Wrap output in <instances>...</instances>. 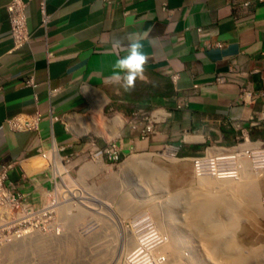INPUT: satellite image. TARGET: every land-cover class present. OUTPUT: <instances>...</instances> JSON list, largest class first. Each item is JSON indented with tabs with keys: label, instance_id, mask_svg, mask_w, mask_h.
Here are the masks:
<instances>
[{
	"label": "crops",
	"instance_id": "obj_1",
	"mask_svg": "<svg viewBox=\"0 0 264 264\" xmlns=\"http://www.w3.org/2000/svg\"><path fill=\"white\" fill-rule=\"evenodd\" d=\"M9 1L0 0V163L17 161L11 180L47 165L39 147L48 149L53 141L77 147L78 138L86 140L80 133L95 127L97 115L107 120L105 106L123 120L116 140L126 159L169 144L187 152L215 140L228 146L234 138L231 120L264 111L262 2L44 0L45 24L40 0H27L29 42L14 50ZM138 37L147 62L143 77L125 92L107 81L114 61ZM31 75L35 87L24 82ZM218 76L225 80L217 82ZM244 86L258 95L253 104L239 101ZM139 112L154 117V132L145 138L126 122ZM17 115H37L38 129H11L7 120ZM118 116L106 122L110 130ZM187 133L196 146H186ZM252 133L264 137V129Z\"/></svg>",
	"mask_w": 264,
	"mask_h": 264
},
{
	"label": "built area",
	"instance_id": "obj_2",
	"mask_svg": "<svg viewBox=\"0 0 264 264\" xmlns=\"http://www.w3.org/2000/svg\"><path fill=\"white\" fill-rule=\"evenodd\" d=\"M257 1L264 3V0ZM248 4L244 2L243 6ZM39 7L46 24L48 16L45 15L44 0H40ZM5 8L13 49L17 50L30 38L27 0H10ZM177 77L173 75L172 80L176 81ZM224 80V76L216 77L217 82ZM24 82L36 86L32 75ZM260 94L264 96V87ZM257 97L246 86L241 87L238 94L243 104H253ZM38 119L37 115H17L9 118L7 124L13 130H37ZM126 122L132 129H138L142 138L154 132L151 112H139ZM229 126L234 131L230 145L215 140L201 154L189 157L195 179L239 180L246 174L264 178V137L252 135L256 129H264V111L253 110L246 120H231ZM187 137H193V134H184L185 140ZM77 140V147H73V143L58 145L55 141L48 149L39 147V156L47 165L35 173L23 172L15 181L10 179V172L17 161L0 163V264H7L6 250L14 243L35 236H63L67 230L66 211L74 210L76 218H81L84 212L92 218L105 215V209L111 207L96 193V183L99 177L111 180L120 170L125 157L121 145L116 138L104 139L103 143L97 136ZM188 142L196 146L194 140ZM105 216L112 220L110 213ZM93 226L90 224L83 229L92 230ZM122 228L129 233L123 238L134 237V245L127 251L128 264H167V256L161 251L166 238L146 213L140 214L133 222L125 224L123 221Z\"/></svg>",
	"mask_w": 264,
	"mask_h": 264
},
{
	"label": "rangeland",
	"instance_id": "obj_3",
	"mask_svg": "<svg viewBox=\"0 0 264 264\" xmlns=\"http://www.w3.org/2000/svg\"><path fill=\"white\" fill-rule=\"evenodd\" d=\"M103 113L108 120H105V126L107 128L109 125H106V122L109 123V120L117 116V113L110 110L107 106L103 108ZM90 114L91 113H88L86 117H90ZM91 128L92 129L88 131L84 129L80 134L87 138L89 136H97L101 143L102 138H105L104 135L97 127ZM93 129H95L97 133ZM104 131H106L105 128ZM121 132L122 130L114 138L118 139ZM71 133L73 134V132ZM185 144L188 148H192V145L187 140ZM205 147L196 146L190 154H183L187 151H182L180 148L169 144L160 150L146 152L151 155V158L158 166L167 169L169 174L165 173V170L162 168L159 170L148 167L140 171H138L139 169H129L126 171L122 169V164L125 163L130 156H127V159L124 157L120 170L113 175L119 176L118 179L112 176V179L108 181L103 177H99L100 179L98 183H96L97 188L101 185L104 187V190L100 191L102 197L106 199L109 198L111 200L110 204L114 208V211L111 212L112 220L105 215H101L103 217L102 219H105V229L102 231V234L98 231L100 235L97 236L96 234L98 232H95L100 228L97 227L100 224L92 230L89 228L86 232L82 229H86L87 226H90L91 223L88 224L91 218L90 214H86L81 218L75 217V220L72 219V223H68L71 224L70 227H68L70 228L68 232L72 229L70 233L73 232L72 234H75V236L78 232L84 237L93 235L95 238L82 244H76L74 242L73 244H76V246L72 248H68L69 245H64L63 243L58 250L55 247L49 249L47 247L48 241L46 245H43L45 246L44 248L48 250H43L39 243L37 244L41 248H37L31 244L27 252L16 254V264L17 262L18 264H52L54 261L56 264H81L79 263L81 260H83L81 261L83 264H128L127 251L134 245V237L129 236L127 239L123 238L125 233H127V235L129 233L122 228V224L123 221L125 224L133 222L134 219L142 213H146L148 217L156 223L159 231L163 233L164 236L166 234V241L168 239V233L173 234L176 238L178 237L180 244L179 250L181 252H178L175 259H180L182 262L181 264H225L227 258L224 255L223 257L221 253H217V251H212V243L203 237L204 232L201 234L199 230H193L191 228L190 223L186 220L190 214L185 204L189 203V201H194L191 191H195V194L196 192H202L204 194L205 191H210L214 194H228L229 191L235 193V186L245 183L247 184L246 194H248L245 201L246 203H250L241 205L239 210L235 206H230L228 200H224L214 209L215 212H217L215 216L222 219H226L228 216L236 217L238 222L234 230L236 245H241V252L243 250L245 254L243 252L242 254H244V256L249 255L247 256L249 260L248 264H264V178L258 179L246 174L239 180H224L228 182V187L231 189L222 188V180L211 178L195 179L192 173V162L189 157L201 154ZM168 152L173 154L177 159L176 162L170 161L169 157L166 156ZM134 154L140 155L142 153ZM152 172H158L157 174L164 179H161L159 183L147 178L148 175V177H151L150 175ZM140 174L145 178L142 179ZM158 179L160 178L158 177ZM111 181H113L112 183H117V189L109 187V185H112L109 184ZM208 197L207 195V199ZM172 209L175 212L174 215L170 213ZM194 211V216H201V209L198 210V208H194ZM68 213L71 217H74L75 211L69 210ZM96 221L100 223V220L96 219ZM163 226H165L164 228H166L167 231L169 230L168 233L160 230ZM42 242H44V240ZM53 245L58 246L56 243H53ZM81 246L83 248H81ZM180 253L181 256H179ZM50 258L54 260L52 261ZM170 259L168 258L167 264L170 262Z\"/></svg>",
	"mask_w": 264,
	"mask_h": 264
},
{
	"label": "bare ground",
	"instance_id": "obj_4",
	"mask_svg": "<svg viewBox=\"0 0 264 264\" xmlns=\"http://www.w3.org/2000/svg\"><path fill=\"white\" fill-rule=\"evenodd\" d=\"M95 121H96L95 122V127H97V129L100 130V132L107 139L114 138L113 135L118 134L123 128V120H121V118L119 116L116 117L115 119H113L112 123L110 124L111 130H110V127L106 128L105 122H104L105 120L103 119V115H97ZM104 128L106 129V131H104ZM166 156H168L170 161H172V162H176L177 161V159L173 156V154L171 152H168L166 154ZM37 167H39V166L35 165L34 167H31V169L26 171V172L27 173H31V172L35 173L36 171L38 172L40 167L39 168H37ZM44 167L45 166H43V168ZM145 167L152 168V169H159V170L162 168V167L158 166L154 162V160L151 158V155L147 154V153H145V154L142 153L140 155L134 154V155L130 156L125 163L122 164V169H125L126 171L129 170V169H136V170L139 169L138 171H140L141 169L145 170ZM162 169H164V168H162ZM164 170H165V173L169 174V172H167L168 171L167 169H164ZM157 173L158 172H156V173L152 172L151 175H150L151 177H148L149 176L148 175L147 178H150L151 180L160 183V180L164 179V178L160 177V175H158ZM164 176H165V174H164ZM113 177H116L117 179L119 178V176H117V175H115ZM141 177H142V179L145 178L142 175H141ZM158 177L160 179H158ZM147 178H146V180H147ZM142 179H139V180H142ZM113 181L109 182V184H112L111 186L109 185V187L117 189V183L116 182L112 183ZM227 183H228L227 181L222 180V186H223L222 188L231 189V188L228 187ZM146 184H147V182H146ZM235 187H236L235 193H232V192L229 191L228 194H225V193H221V194L215 193L214 194V193H211L210 191H205L204 194L202 192H196V194H195V191H191V193H192L191 195L194 197V201L193 202L189 201V203L185 204L187 206V208H188V213L190 214L189 217L186 218V220L188 221V223H190L191 228L193 230L194 229L195 230H199V232L201 234H202V232H204L203 237L205 239L209 240L212 243V251H217V253H221L222 256L224 255L227 258L226 259L227 261H226L225 264H248L249 260H248L247 256H249V255H247V256L245 255L244 256L245 253L243 252V250H242V252L244 254H242V252H241V249H242V248H240L241 245L237 246L236 243H235L236 239L234 237V230H235L236 223H238L237 220H236V217L228 216L226 219H222L220 217L218 218V217L215 216V213H217V212H215L214 209H216L217 205L222 203L224 200H228L230 206H235L239 210H240L239 207L241 205H243V204L247 205V204L250 203V202L246 203V201H245L246 197L248 196V194H246L247 193V184L246 183L243 184V185L240 184L239 186H235ZM102 190H104V187L101 185V186H99L97 188V192L96 193L99 195L101 200H104L105 202H107V204H109L111 206V204H110L111 200L109 198L106 199V198L102 197V193L100 192ZM207 195L209 196L208 199H207ZM111 197L113 198L112 194H111ZM131 203H134V202H131ZM131 207H132V205H131ZM194 208H198V210H200V209L202 210L201 216H194V213H195ZM113 209L114 208L112 206L109 209L106 208L105 209V215L107 213L111 214V212L114 211ZM234 210H235V208H234ZM170 213L172 215L175 214L173 209H172V212H170ZM83 216H85V212H84ZM64 217H65V221H66V225H67V230L64 232L63 236L57 237V238H49V237L46 238L44 236H35L33 238H26V239H24L22 241L14 243L13 245L9 246L7 248V250H6L5 258L7 260V264H16V261H17L16 260V258H17L16 254L27 252L28 251L27 249H28V247L31 244H33L37 248H41L37 244V243H39V245L42 246L43 250L44 249L48 250L47 248H44L45 246H43V245H46L47 241H48L49 243H48L47 247L49 249L51 247H55L58 250L63 245V243H64V245L68 244L69 245L68 248H72L73 246H76V244H78V243L82 244V243H84V242H86L88 240H91V239L95 238V236H93V235H90V236L87 235V237L86 236L84 237L82 234L80 235L78 232H77V234L80 235V236H78L77 234L75 236V234H72L73 232L70 233V231H72V229L68 232V230L70 229L68 227H70V225H71V224H68V223H72V221L75 220L74 218L76 216L71 217L68 214V212L66 211ZM102 218L103 217L101 215L97 216V217H92L91 220H89V223H88V224L91 223L92 225H94L93 228L96 227L98 224H100L99 226H97V227H100V228L98 230H96L95 232L100 231L101 234H102V231L105 229V219H102ZM223 218H225V217H223ZM96 219L100 220V223H98L96 221ZM75 224H73V225H75ZM164 227L165 226L160 228V230L161 231H165L166 233H168L169 230L167 231V229L164 228ZM84 232H86V231L84 230ZM100 232H98L96 235L99 236ZM165 236H166V234H165ZM70 239H72V240H70ZM43 240H44V242H42ZM74 242L76 243L75 245L73 244ZM53 243L58 244V246H54ZM179 246H180V244H179L178 237L176 238L173 234H169L168 233V239H167L166 243L161 248V251L166 254L167 259L168 258L169 259L170 258H174V259H170L169 260L170 262L168 264H181L182 263L180 259L179 260L175 259L176 256L178 255V252H181L179 250V248H180ZM83 247H84V245H83ZM83 247L81 246V248H83ZM173 255H174V257H173ZM179 256H181V253H180ZM214 256H215V254H214ZM50 259L52 261L54 260L53 258H50ZM81 261H83V260H81ZM81 261L79 263L83 264ZM17 264H18V262H17ZM52 264H56L55 261Z\"/></svg>",
	"mask_w": 264,
	"mask_h": 264
},
{
	"label": "clouds",
	"instance_id": "obj_5",
	"mask_svg": "<svg viewBox=\"0 0 264 264\" xmlns=\"http://www.w3.org/2000/svg\"><path fill=\"white\" fill-rule=\"evenodd\" d=\"M146 62L147 56L141 38L131 40L127 54L117 58L112 64V75L107 82L119 85L125 92L132 91L136 80L143 77Z\"/></svg>",
	"mask_w": 264,
	"mask_h": 264
},
{
	"label": "trees",
	"instance_id": "obj_6",
	"mask_svg": "<svg viewBox=\"0 0 264 264\" xmlns=\"http://www.w3.org/2000/svg\"><path fill=\"white\" fill-rule=\"evenodd\" d=\"M252 135L254 136V134H253V133H252ZM188 153L190 154V152H186V153H183V154H188Z\"/></svg>",
	"mask_w": 264,
	"mask_h": 264
}]
</instances>
